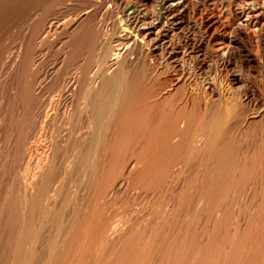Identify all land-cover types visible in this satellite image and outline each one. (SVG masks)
Listing matches in <instances>:
<instances>
[{"label": "rangeland", "instance_id": "374dc122", "mask_svg": "<svg viewBox=\"0 0 264 264\" xmlns=\"http://www.w3.org/2000/svg\"><path fill=\"white\" fill-rule=\"evenodd\" d=\"M172 3L173 0H0V122L3 119L0 129V146L5 139V133L12 130L14 137L18 136V150L21 152L16 149L12 153H15V157L21 158L24 153L23 146L27 144V141L34 142L35 136L41 131H52L42 124L46 119V107L48 109L49 102L58 98L60 94L66 93L64 89L66 90L72 84L77 75H80L82 82L87 83L98 76L97 70L109 67L108 61H111L109 59L112 53L116 48L123 46L121 36L131 31L125 21L126 13L134 12L138 16H145L146 22L153 21L158 27L157 30L160 31L158 40L151 44L146 42L143 46L140 42L137 47H131L127 58L122 59L125 70L121 78L113 80L104 91L107 98L116 96L118 99V103L114 104L117 106L113 109L120 115L119 120L124 137L118 160H115L117 149L113 146L112 131L115 118L117 119L119 115L112 110L113 113L107 116L108 131L103 143L105 144L103 149H107L102 154L107 180L106 186L100 187H105L107 219L116 220L117 228L130 235L121 232L120 238H112L109 241L111 244L109 249L128 255L134 249V244L138 243L139 253L145 260L144 264H178L180 256L174 255L177 253V255H183L187 252L186 264H227V261L228 264H264L260 250L255 248V243L264 236V227L262 229L254 227L257 212L264 201V178L261 181L260 164L258 166L260 174H258L251 169L252 161L248 162L250 159H255L253 152L256 151L257 154L264 143V116L261 117L264 115V0H184V11L188 16L181 20L175 15L177 12L170 13L171 15L167 12L166 8ZM254 8L258 9L257 13ZM86 15L89 17L87 18ZM233 15L236 16L237 21L233 20ZM245 19L253 23L257 20L255 23V28L258 29V31L255 29L257 34L253 31V27L242 26ZM53 20L63 22L64 25L79 21L84 23H80L75 32L59 29L56 32H50L47 37L44 34L40 36L38 30L41 29L40 26H43L40 23ZM154 37L155 35H152V38ZM41 39L46 40L40 42ZM37 44L43 47L35 50ZM8 55L14 57L19 55L22 65L18 68L4 66L2 61ZM33 58L36 59L37 65L35 63L32 66ZM42 72H48L46 81L37 77L42 75ZM207 82L213 83L217 97L205 89ZM77 93H88V89H81ZM74 103L73 106H76V99ZM182 110L194 117V125L206 114L207 120L210 119L208 118L210 115L216 114H224V116L228 114L231 118L226 116L227 120L224 124L226 127H222L224 130L221 131V135H218L211 153L202 151L199 155L188 156L183 160L184 164L172 162L175 156H180L174 154V157L173 155L169 157L172 163L168 164L166 160L162 162L163 165L160 167L163 169L158 167L160 170L155 168L158 170L155 171L152 168L149 170L152 173L142 169V172L140 168L144 162L140 161V158L146 156L149 159L153 156L152 153L146 152L151 136L155 137L162 130H169L172 125L171 117L173 118ZM62 112L57 113L53 130L65 136L63 144L66 147H60L56 165L43 183V197L37 203L33 213L30 212L26 217L28 223L30 221L31 223H29V235L24 242L31 247L32 252L18 257L4 250L6 245L9 246L14 241L13 238L9 239V229L2 223L0 225V264H74L78 256L77 253L75 254V246L73 250H69L66 245L63 250L60 249L62 239L71 235L69 231L75 232L71 224L82 218L87 202L82 197L83 193L90 189L91 194H94L92 200L98 194L99 185L96 182V175L100 166L98 163L101 164V160L96 155V140L88 148L90 153L86 152V149L77 150L79 153L74 151V136L83 129L84 118L77 111L74 118L72 117L66 124ZM247 130L253 133L257 130L259 135L257 132L250 134ZM243 138L245 141L242 140ZM175 139L177 138L171 139V145H176L178 140ZM247 141L249 144L246 143ZM12 153L10 160L15 158ZM73 156L75 158L78 156L74 168ZM246 157L247 162H245ZM14 160L16 161L12 159L10 162L13 163L12 166L10 164L6 166L9 173L19 170L18 168L23 165L22 160L17 158L21 164L17 161L14 163ZM7 170L4 168L0 175L5 172L8 174ZM163 170L166 172L163 173ZM146 171L152 176H149L150 174L146 176V182L144 179L142 180L144 183L141 184V181L137 180L139 177L137 175L140 172V174H147ZM152 177L154 179H150ZM122 181L124 184L120 188L121 192L117 194L118 197L116 196L117 199L110 198L113 196L111 191L116 189L118 187L116 185ZM58 183H60V189L57 210L49 212V209L43 205L46 196L44 193L47 194L52 186ZM41 203L45 209H42ZM180 209H182V216L178 213ZM169 221H173L171 225ZM175 221L177 224L174 223ZM69 228L72 229L69 230ZM152 228L155 231H152ZM139 231H143L144 235H141ZM145 232L148 233L145 234ZM174 239H177V242ZM178 239L181 242L178 243ZM171 240L174 242L172 243ZM187 241H190L189 244H186ZM218 243H223L220 244L221 250L218 248ZM157 246L159 248L161 246L160 251ZM175 246L178 247L176 250ZM225 248H227L226 252L223 250ZM181 249H184V252ZM173 250H175L174 255ZM198 250L203 254L202 260H194V254ZM166 253L167 256H165ZM169 254L172 257H169L171 256ZM175 258H177L176 261H174Z\"/></svg>", "mask_w": 264, "mask_h": 264}, {"label": "bare ground", "instance_id": "6f19581e", "mask_svg": "<svg viewBox=\"0 0 264 264\" xmlns=\"http://www.w3.org/2000/svg\"><path fill=\"white\" fill-rule=\"evenodd\" d=\"M94 1V0H93ZM168 1V0H167ZM68 5V4H67ZM172 5V6H171ZM169 4V6L166 8L167 12L173 13V12H177V17L181 19H185L188 14L186 13V11H184V0H173L172 4ZM98 7V6H97ZM258 7V5H257ZM261 8V7H259ZM253 9V8H252ZM255 9V8H254ZM255 12H258V9H255ZM89 13L88 11L86 12V14ZM148 13V12H147ZM249 13V12H248ZM253 13V12H252ZM84 14V13H83ZM82 14V15H83ZM88 15V14H87ZM86 15V16H87ZM123 15V14H122ZM149 14H147L148 16ZM171 15V14H170ZM153 16V15H152ZM226 16V15H225ZM234 16V15H233ZM232 16V17H233ZM252 16V14H251ZM258 16V15H257ZM262 16V15H261ZM89 16H87L88 18ZM127 24L130 32L129 33H125L123 36H121V40L123 42H121L120 44L123 45L122 47L116 48L114 50V53H112V57L109 59L111 61L109 64V67L106 66V68H100V71H96V73L98 74V76H96L94 79H92V81H88L87 83L82 82L80 75H77V77L74 78V81H72L69 85L68 88H66V90L64 89V91L66 93H62L60 94V96L52 101L49 102L48 104V109L46 107V119L43 120L42 124L44 126H48V128L52 129L49 131H41L39 132V134L37 136H35V140L34 142H28L27 144H25L23 146L24 149V153L22 155V159L19 157H15L16 155H14L15 153H12L14 151H16V149H19V142L17 137H14L13 131L11 130L8 133H5V139L3 141V143L0 146V173L1 171L5 168L6 166L8 167L9 164L12 166V164L10 162H12V159H16V161L18 162L17 158L22 160V167L18 168L19 170L15 171L12 173H9L7 170V173L5 172V174L0 175V225L2 224L4 227H8V234H9V239L13 238V244L7 246L4 248V250L12 252L15 256L21 257V256H26L27 254H29L30 252H32L31 247H28V245H26V243L24 242V239L27 238V236L29 235V231H30V226L29 223H31V221L28 223V221L26 220L27 215L31 212V214L33 213V211L36 209V205H38L37 203L41 201L42 197H43V193H42V186L43 183L45 182L46 178L49 176V174L51 173L52 169L55 167L56 165V160H57V155H58V151L60 149V147L62 148L63 146H65L63 143L65 142V136L63 137V135H61L58 132H55L54 129V123L56 120V116L57 113L59 114L60 111H63V115L66 119V124L70 122V120L72 119V117L75 114V112L77 113V111H79L82 115V117L84 118V127L83 129H81V131H78V134H76V136H74V146H75V150L77 153H79L77 150H82V149H86L88 153H90V149L88 151V148H90L92 142L96 140V148H97V154L100 157V163H98L99 166V171L96 175L97 178V183L99 185V189H98V194L95 197L94 200H92V195L91 194V190L87 189V192H84L82 197L86 202V206H85V210L82 213V218L78 221V222H73L71 225L73 226V230L75 228V232L73 234V232L69 231V233L71 234L69 237H66L65 239H62V247L60 248L61 250H63L65 248L64 245L68 246L69 250H73V246H75V254L77 253V257L75 259V261L73 262L74 264H112L118 262V264H144V259L142 258L141 253H139V245L138 243L135 245L134 244V249L130 250V254L128 255H122L119 254L115 249L112 251L109 249V241H111V239L113 238H120V234H122L121 232H123L121 229H118L117 226L115 225V221L111 220L109 221L106 217V213L107 212V202L105 199V187L102 188L103 186H106V172H104V159H103V153L105 152V150L107 149H103L104 145L103 143L105 142V137H106V133L108 131L107 129V120H108V115L110 113H113L112 110L115 112V109H113L115 106V103H118V99L117 97H106L104 91L106 89V87H108V85L113 81L116 80L118 78H121V74L123 73L124 69V61H122V59L127 58V56L129 55V51L131 50V47H137L140 42L142 43L141 46H143L144 43H149L151 44L153 41H155L157 39V37L159 36V30H157V26L156 24L152 21V22H146V17L145 16H138L136 14H134V12H130V13H126L125 14ZM155 17V16H154ZM174 17V16H173ZM260 17V15H259ZM176 18V17H175ZM250 18V17H249ZM44 19V18H43ZM42 19V20H43ZM77 19V18H76ZM84 19H86L84 17ZM91 19V18H90ZM151 19V17H150ZM233 19V18H232ZM50 20V19H49ZM88 20V19H87ZM160 20V19H159ZM157 20V21H159ZM236 20V16H234V19ZM240 20V19H239ZM33 21V20H32ZM47 21V20H46ZM59 21V20H58ZM77 21V20H76ZM183 21V20H182ZM237 21V20H236ZM36 22V21H35ZM75 22V20H74ZM87 22V21H86ZM255 23L257 22L254 21ZM80 21L77 23H69V24H65L62 22H44V23H40L43 26H40L41 29L38 30V34L41 36L44 34L45 37H47V35L50 32H56V30H63L66 29L69 31H76L80 25ZM84 23V22H83ZM81 23V24H83ZM159 23V22H158ZM255 23H253L250 20H246L244 21V24L242 25L243 27L246 28H250L253 27L255 31ZM90 24V23H89ZM86 25V24H85ZM24 26V25H23ZM241 26V27H242ZM263 26V24H262ZM242 27V28H243ZM246 28H244L246 30ZM261 28V27H260ZM259 28V29H260ZM161 29V28H160ZM263 29V27H262ZM104 30V29H103ZM128 30V29H127ZM258 31V29H256ZM248 31V30H247ZM257 31H255L257 34ZM58 32V31H57ZM67 33V32H66ZM71 33V32H70ZM134 33V34H133ZM262 33V32H261ZM37 34V35H38ZM53 34V33H52ZM61 34V31H60ZM74 34V33H73ZM72 34V35H73ZM152 35H155L154 38H152ZM50 37V36H49ZM55 38V37H54ZM159 38V37H158ZM32 39V38H31ZM35 39V38H34ZM44 40L46 39H41L40 42H44ZM158 40V39H157ZM156 40V41H157ZM15 42V41H14ZM42 45L44 43H41ZM119 44V45H120ZM38 46H36L35 50L39 49L40 47L43 46H39V44H37ZM118 45V44H117ZM153 45V44H152ZM145 47V46H144ZM31 48V47H30ZM153 48V47H152ZM157 48V47H156ZM4 49V48H3ZM102 50V49H101ZM103 51V50H102ZM143 51V50H142ZM219 51V50H217ZM216 52V51H215ZM32 53V52H31ZM63 53V52H62ZM106 53V52H105ZM218 53V52H216ZM26 54V53H25ZM35 54V53H34ZM102 54V53H101ZM22 55V54H21ZM30 55V54H29ZM109 55V54H108ZM163 55V54H162ZM23 57V56H22ZM21 57V58H22ZM130 58V57H129ZM20 57L19 55L14 57L13 55H8V57H5V60L2 61L4 66H8L10 68H18L21 61L19 60ZM34 59V60H33ZM32 59V66L35 65L36 63V59L33 58ZM64 60V59H63ZM98 60V59H97ZM24 61V60H23ZM126 61V59H125ZM30 63V64H31ZM103 63V61L101 62ZM37 65V63H36ZM39 65V64H38ZM55 65V64H54ZM31 66V65H30ZM1 67V66H0ZM100 67V66H99ZM92 68V67H91ZM1 69V68H0ZM36 69V68H35ZM6 71H8L7 69H5ZM12 70V69H11ZM25 70V69H24ZM21 71V70H20ZM11 72V71H9ZM8 72V74H9ZM6 73V72H5ZM43 73V72H42ZM57 74V73H56ZM7 75V73H6ZM5 75V76H6ZM12 75V74H11ZM39 77V79L41 80H45L48 77V72H44L42 75L37 76ZM72 77V76H71ZM29 78V77H28ZM36 79V78H35ZM50 79V78H49ZM71 80V79H70ZM8 81V80H7ZM38 81V80H37ZM44 81V82H45ZM191 81V80H190ZM148 82V81H147ZM46 83V82H45ZM44 83V84H45ZM53 83V82H52ZM59 83V82H58ZM68 83V82H67ZM61 84V83H60ZM178 84V81H177ZM215 84V83H214ZM65 85V84H64ZM67 85V84H66ZM65 85V86H66ZM176 85V84H175ZM174 85V86H175ZM181 85V84H180ZM183 85V84H182ZM181 85V86H182ZM207 86L205 87V89H208L210 91V93H213L214 96L217 97V92L214 90L213 87V83L212 82H207L206 84ZM63 86V87H65ZM45 87V86H44ZM60 87V86H59ZM48 88V87H47ZM90 88V89H89ZM180 88V87H179ZM36 89V88H35ZM63 89V88H62ZM81 89H88V93H77L79 92ZM174 89V88H173ZM176 89L178 90V88L176 87ZM78 90V91H77ZM109 90V89H108ZM170 90V89H169ZM172 90V89H171ZM77 91V92H76ZM69 92V93H68ZM72 92V93H71ZM115 92V91H114ZM155 92V91H154ZM169 92V91H168ZM171 92V91H170ZM169 92V93H170ZM175 92V91H174ZM186 92V91H185ZM192 92V91H191ZM200 92V91H199ZM173 93V92H172ZM193 93V92H192ZM119 94V93H117ZM168 94V93H167ZM178 94V93H176ZM55 95V94H54ZM116 95V94H115ZM43 96V95H42ZM193 96V94H192ZM196 96V95H195ZM198 96V95H197ZM204 96V95H203ZM222 96V95H221ZM30 97V96H29ZM53 97V96H52ZM158 97V96H157ZM54 98V97H53ZM110 98V99H109ZM143 98V97H142ZM141 98V99H142ZM145 98V97H144ZM198 98V97H197ZM204 98V97H203ZM209 98V97H208ZM220 98V97H218ZM19 99V98H18ZM75 99L77 102L76 106H73L75 103ZM176 99V98H175ZM187 99V98H186ZM29 100V99H28ZM44 100V99H43ZM183 100V99H182ZM4 101V100H3ZM7 101V100H6ZM10 101V100H9ZM36 101V100H35ZM42 101V98H41ZM181 101V100H180ZM220 101V100H219ZM1 102V101H0ZM46 103V101H44ZM140 102V101H138ZM178 102V101H177ZM182 102V101H181ZM180 102V103H181ZM193 102V101H192ZM37 103V102H36ZM44 103V104H45ZM74 103V104H73ZM183 103V102H182ZM185 103V102H184ZM195 103V101H194ZM179 104V103H178ZM193 104V103H192ZM208 104V103H206ZM32 105V104H31ZM40 105V104H39ZM196 105V104H195ZM3 106V105H2ZM13 106V105H12ZM41 106V105H40ZM73 106V108H72ZM119 106V105H118ZM141 106V105H140ZM182 106V104H181ZM197 106V105H196ZM207 106V105H206ZM210 106V105H209ZM223 106V105H222ZM116 108V107H115ZM198 108V107H197ZM42 109V107L40 108ZM179 109V108H178ZM210 109V108H208ZM35 110V109H34ZM192 110V109H191ZM212 110V109H211ZM1 111V110H0ZM17 111V110H16ZM52 111V112H51ZM157 111V110H156ZM6 112V111H5ZM51 112V113H50ZM130 112V111H129ZM192 112V111H191ZM198 112V111H197ZM230 112V111H229ZM15 113V111H14ZM41 113V112H40ZM39 113V114H40ZM117 113V112H115ZM132 113V112H131ZM207 113V112H206ZM215 113V112H214ZM17 114V113H16ZM118 114V113H117ZM129 114V113H128ZM171 114V113H170ZM232 114L233 111H232ZM231 114V115H232ZM42 115V113H41ZM45 116V114H43ZM119 115V114H118ZM193 115V114H192ZM198 115V114H196ZM207 115V114H206ZM206 115L202 116V120L201 118H199L201 120H199L198 123H196V125H194V117L191 116V114H189V112H186L184 110H182L181 112L177 113L175 116H173V118L171 117L172 120V125L171 128H169V130L167 131H161L159 134L154 136H151V141L150 144H147L149 146V148H146V152L147 153H152L153 154V158L150 157L149 159L145 157L140 158V161L142 160L144 163L142 164V168H140V170H151L152 168H162L160 167L162 164V162H166L169 164V162H171V159L169 157H171V155L177 154L180 155L179 157H174V160L172 162L175 161V163H182L184 164L185 158H187L188 156H191L193 154L199 155L200 152H207V153H211L213 150V146L216 143V139L218 137V135H221V131L224 130L222 129L223 126H225V122L227 120V115L228 114H224L223 115H213V116H209L208 118L210 119H206ZM32 116V115H31ZM229 116V115H228ZM264 115H262L261 117H263ZM118 118H115V123H114V127H113V131H112V139L114 142L113 146H116L115 149H117L116 151V157L115 160L119 157L118 154L120 153V148H121V144H122V140L124 137V133H123V127L121 125L120 122V115L117 116ZM128 117V115H127ZM166 117V116H165ZM230 117V116H229ZM228 117V118H229ZM255 117V116H253ZM259 117V115L257 116ZM8 118V117H7ZM19 118V117H18ZM74 118V117H73ZM107 118V119H106ZM231 118V117H230ZM229 118V120H230ZM22 119V118H21ZM37 119V118H36ZM78 119V118H77ZM197 119V118H196ZM260 119V118H259ZM258 119V120H259ZM264 119V118H263ZM12 120V119H11ZM63 120V119H61ZM114 120V119H113ZM228 120V121H229ZM34 121V120H33ZM74 121V120H73ZM264 121V120H263ZM57 122V121H56ZM79 122V120H78ZM244 122V121H243ZM23 123V122H22ZM29 123V122H28ZM261 123V121H260ZM7 124V123H6ZM181 124V125H179ZM197 124H201L200 126ZM251 124V123H250ZM3 125V119L2 122H0V129L2 128L1 126ZM170 125V124H169ZM8 126V125H5ZM124 126V125H123ZM12 127V126H11ZM15 127V126H14ZM20 127V126H19ZM226 127V126H225ZM167 128V127H166ZM224 128V127H223ZM255 128V127H254ZM15 129V128H14ZM17 129V128H16ZM56 129V128H55ZM158 129V128H157ZM253 129V128H252ZM43 130V129H42ZM60 130V129H59ZM15 131V130H14ZM248 131V130H247ZM262 131V130H261ZM75 132V131H74ZM250 134H255V132H257V130L253 133L248 131ZM3 133V132H2ZM158 133V132H157ZM225 133V132H224ZM229 133V132H228ZM264 133V132H263ZM262 132L260 133L261 135L263 134ZM74 134V135H75ZM249 134V137H250ZM258 134V132H257ZM17 135V134H16ZM225 135V134H224ZM259 135V134H258ZM226 136V135H225ZM174 137H176L177 139H175L176 141L178 140V142L176 143V145H171V139ZM221 137V136H220ZM256 138V137H255ZM34 139V138H32ZM249 139V138H247ZM262 139V137H261ZM30 140V139H29ZM174 140V141H175ZM244 140V138L242 139ZM250 140V139H249ZM248 140V141H249ZM175 141V142H176ZM245 141V140H244ZM248 141L246 143H248ZM251 141V140H250ZM257 141V140H256ZM262 141V140H261ZM261 141H257V142H261ZM263 143V142H262ZM239 144V143H238ZM244 144V143H243ZM249 144V143H248ZM247 144V145H248ZM257 144V143H256ZM217 145V144H216ZM246 145V144H245ZM244 145V146H245ZM143 146V145H142ZM254 146V145H253ZM66 147V146H65ZM215 147V146H214ZM247 147V146H246ZM249 147V145H248ZM257 147H255L256 149ZM228 149V148H227ZM249 149V148H248ZM254 149V150H255ZM61 150V149H60ZM20 152V150H18ZM114 151V152H115ZM251 151V149H250ZM253 151V150H252ZM248 152V151H246ZM11 153L14 155L15 158H12L10 160V156ZM21 153V152H20ZM75 153V152H74ZM144 153V152H142ZM249 154V153H248ZM253 154H255V159H250L249 161H252L250 163H252L251 165V169L253 172L258 173V166L260 164V166L262 167L260 169V173L262 170V178L261 181L264 178V143L262 144V148H260V150L253 152ZM75 156L77 155L76 153L74 154ZM156 155V156H154ZM247 155V153H246ZM18 156V153H17ZM69 156V155H68ZM75 156H73L75 158ZM80 156V155H79ZM87 156V155H86ZM97 156V157H98ZM105 156V155H104ZM248 156V155H247ZM250 156V155H249ZM73 159V168L76 165L75 161L76 159H78L77 157ZM88 157V156H87ZM225 157V156H224ZM223 157V158H224ZM139 158V157H138ZM196 158V157H195ZM198 158V156H197ZM244 158V157H243ZM249 158V157H248ZM251 158V157H250ZM71 159V160H72ZM103 159V160H102ZM170 159V161H169ZM19 160V161H20ZM83 160V159H82ZM118 160V159H117ZM166 160V161H165ZM14 160V163L16 162ZM138 161V160H136ZM148 161V162H147ZM197 161V160H196ZM117 162V161H116ZM146 162V163H145ZM171 162V163H172ZM186 162V161H185ZM245 162H247V157ZM19 163V162H18ZM19 163V164H21ZM141 163V162H139ZM165 163V164H166ZM174 164V163H173ZM188 164V163H187ZM239 164V163H238ZM86 165V164H85ZM135 165V164H134ZM186 165V164H185ZM10 166V168H11ZM19 166V165H18ZM17 166V167H18ZM168 166V165H166ZM165 166V167H166ZM173 166V165H172ZM71 167V166H70ZM98 167V166H97ZM133 168V166H131ZM140 167V166H139ZM226 167V166H225ZM245 167V166H244ZM250 167V166H249ZM82 168V167H81ZM131 168V169H132ZM158 168V169H159ZM184 168V167H183ZM12 169V168H11ZM163 169V168H162ZM139 170V168H138ZM142 170V172H143ZM160 170V169H159ZM166 170V169H164ZM163 170V173H165ZM93 171V170H92ZM146 171V172H147ZM155 171H158L157 169ZM4 172V171H3ZM150 173H152L151 171H149ZM242 172V171H241ZM252 172V173H253ZM130 173V172H129ZM138 173V172H137ZM141 173V172H140ZM139 173V174H140ZM147 172V174L142 173V174H138V181H141L140 183L142 184V182L144 183V180L146 178V176L148 177V175L150 174ZM157 172H155L156 174ZM251 173V174H252ZM258 173V174H260ZM136 174V173H135ZM250 174V175H251ZM159 175V174H158ZM164 175V174H163ZM246 175V173H245ZM257 175V174H256ZM137 176L135 178H137ZM149 176H152L151 174ZM167 176V175H166ZM255 176V175H253ZM156 177V176H155ZM248 177V176H247ZM107 178V177H106ZM161 178V177H160ZM163 178V177H162ZM150 179H154V177L150 178ZM149 179V180H150ZM157 179V178H156ZM242 179V178H241ZM125 180V179H124ZM123 180V181H124ZM159 180V179H158ZM250 180V179H249ZM82 181V180H80ZM118 181V180H117ZM118 183L116 186H118L116 189H113L111 192V194L113 195L110 198H115L117 196V194L120 191V188L122 187V185L124 184V182ZM153 181V180H152ZM152 181H149L150 183H152ZM146 182V179H145ZM50 183V182H49ZM83 183V182H82ZM138 183V182H137ZM139 183V184H140ZM154 183V181H153ZM238 183V182H237ZM60 183L55 184L54 186H52V188L47 192V194L44 193V206L45 208L49 209V212L55 211V209L58 206V195H59V189H60ZM116 184V182H115ZM114 184V185H115ZM47 185V184H46ZM103 185V186H102ZM145 185V184H143ZM157 185V184H156ZM160 185V183H159ZM167 185V184H166ZM255 185V184H254ZM102 186V187H100ZM183 186V185H182ZM237 186V185H236ZM143 187V186H141ZM148 187V186H147ZM153 187V186H152ZM50 188V187H49ZM228 188V187H227ZM92 189V188H91ZM108 189V188H107ZM80 190V189H79ZM193 190V188H192ZM86 191V190H85ZM109 191V190H108ZM150 191V190H149ZM187 191V190H186ZM198 191V190H197ZM225 191V189H224ZM121 192V191H120ZM157 192V191H156ZM219 192V191H218ZM222 192V191H221ZM226 192V191H225ZM256 192V191H255ZM94 193V192H93ZM148 193V192H147ZM177 193V192H176ZM183 193V192H182ZM200 193V192H199ZM228 193V192H227ZM232 193V192H231ZM154 194V193H153ZM160 194V193H159ZM96 195V194H95ZM164 195V193H163ZM254 195V193H253ZM198 196V195H197ZM216 196V195H215ZM225 196V195H224ZM118 197V196H117ZM116 197V199H117ZM156 197V196H155ZM190 197V196H189ZM222 197V196H221ZM132 198V197H131ZM161 198V196H160ZM163 198V197H162ZM218 198V196H217ZM179 199V198H178ZM177 199V200H178ZM227 199V198H226ZM81 200V199H80ZM92 200V202H91ZM193 200V199H192ZM43 201V200H42ZM216 201V200H215ZM164 202V201H163ZM226 202V201H225ZM255 202V201H254ZM253 202V203H254ZM83 203V202H82ZM62 204V203H61ZM184 204V203H183ZM259 204V203H258ZM262 204L259 211L257 212V216L255 218V222H254V227L255 228H263L264 227V201H262ZM42 205V203H41ZM42 205V206H43ZM75 205V204H74ZM169 205V204H168ZM182 205V204H181ZM208 205V204H207ZM224 205V204H223ZM41 206V208H42ZM43 206L42 209H45ZM83 206V207H84ZM163 206V205H162ZM229 206V205H228ZM61 207V206H60ZM221 207V205H220ZM182 208V207H180ZM185 208V207H184ZM216 208V207H215ZM174 209V208H171ZM210 209V208H209ZM57 210V209H56ZM62 210V209H61ZM158 210V209H157ZM180 209L178 213H181ZM46 211V210H45ZM44 211V212H45ZM146 211V210H145ZM178 211V210H177ZM222 211V210H220ZM43 212V211H42ZM109 212V211H108ZM184 212V211H183ZM81 213V212H80ZM152 213V212H151ZM174 213V212H173ZM172 213V214H173ZM178 213H176L178 215ZM30 214V215H31ZM44 214V213H43ZM136 214V213H135ZM165 214V213H164ZM185 214V212H184ZM180 215V214H179ZM183 214L181 213V216ZM221 215V214H220ZM218 215V217L220 216ZM228 215V214H227ZM244 215V214H243ZM155 216V215H154ZM33 216L31 215V218ZM38 217V216H37ZM74 217V216H73ZM152 217V216H151ZM189 217V216H188ZM244 217V216H243ZM29 218V217H28ZM39 218V217H38ZM112 218V217H111ZM168 218V217H167ZM173 218V217H172ZM187 218V217H186ZM249 218V217H248ZM79 219V218H78ZM164 219V218H163ZM170 219V218H169ZM180 219V218H179ZM204 219V218H203ZM238 219V218H237ZM155 220V219H154ZM161 220V219H160ZM219 220V219H217ZM247 220V219H246ZM34 221V220H33ZM77 221V220H76ZM159 221V220H158ZM157 221V222H158ZM163 221V220H162ZM177 221V219H176ZM174 222L177 224V222ZM188 221V220H187ZM235 221V220H234ZM71 222V221H70ZM129 222V221H128ZM153 222V220H152ZM165 222V221H164ZM171 222L170 225L172 224L173 221H169ZM184 222V221H183ZM217 222V221H216ZM222 222V220L220 221ZM247 222V221H246ZM245 222V223H246ZM155 223V222H154ZM153 223V225H154ZM134 224V223H133ZM158 224V223H157ZM124 225V224H123ZM151 225V224H150ZM160 225V224H159ZM169 225V226H170ZM245 225V224H244ZM249 225V224H248ZM139 226V224H138ZM152 226V225H151ZM155 226V225H154ZM163 226V222L161 227ZM181 226V225H179ZM251 226V225H250ZM52 227V226H51ZM158 227V226H157ZM213 227V226H212ZM34 228V227H33ZM62 228V227H61ZM66 228V227H64ZM124 228V227H123ZM122 228V229H123ZM148 228V226H147ZM151 228V227H150ZM182 228V227H181ZM36 229V228H35ZM68 229V228H67ZM72 228H69V230H71ZM160 229V228H159ZM159 229H157L159 231ZM201 229V228H200ZM214 229V228H213ZM249 230V228H247ZM33 230V229H32ZM50 230V229H49ZM124 230V229H123ZM131 230V229H130ZM138 230V228H137ZM141 230V229H139ZM148 230V229H146ZM151 230V229H150ZM154 229L152 228V231ZM166 230V229H165ZM168 230V229H167ZM166 230V231H167ZM172 230V229H171ZM220 230V229H219ZM243 230H245V227H243ZM1 231V230H0ZM36 231V230H35ZM144 231V229H143ZM142 231V232H143ZM151 231V232H152ZM155 231V230H154ZM161 231V230H160ZM181 231V229L179 230ZM200 231V230H199ZM231 231V230H230ZM51 232V231H50ZM68 232V230H67ZM138 232V231H137ZM140 232V231H139ZM142 232H140L141 235ZM149 232V234L151 233ZM212 232V231H211ZM248 232V231H247ZM1 233V232H0ZM68 233V234H69ZM126 233V232H123ZM148 232H145V234ZM158 233V232H157ZM160 233V232H159ZM163 233V232H162ZM165 233V231H164ZM185 233V232H184ZM236 233V232H235ZM133 234V233H132ZM153 234V233H151ZM161 234V233H160ZM248 234V233H247ZM2 235V234H1ZM34 234L32 233V236ZM37 235V234H36ZM67 235V234H66ZM126 235H129L126 233ZM137 235V234H136ZM139 235V234H138ZM157 235V234H156ZM163 235V234H161ZM181 235V234H179ZM178 235V236H179ZM187 235V234H186ZM213 234H211L212 236ZM234 234H232L233 236ZM236 235V234H235ZM3 236V235H2ZM125 236V235H124ZM130 236V235H129ZM159 236V235H158ZM165 236V235H164ZM168 236V235H167ZM173 236V235H172ZM177 236V238H178ZM203 236V235H202ZM35 237V235H34ZM57 237V236H56ZM135 237V236H134ZM141 237V236H140ZM143 237V236H142ZM141 237V238H142ZM157 237V236H156ZM182 236H180L181 238ZM226 237V236H225ZM31 238V237H30ZM58 238V237H57ZM55 238V239H57ZM174 238V237H173ZM216 238V237H215ZM244 238V237H243ZM125 239V238H124ZM183 239V238H182ZM5 240V239H4ZM12 240V239H11ZM123 240V239H122ZM142 240V239H141ZM144 240V239H143ZM154 240V239H153ZM156 240V238H155ZM175 240V239H174ZM190 240V239H189ZM229 240V239H228ZM74 241H76L74 243ZM148 241V239H147ZM169 241V239H168ZM172 241V240H171ZM179 239H178V243H179ZM193 241V240H190ZM189 241V242H190ZM212 241V240H211ZM220 241V240H219ZM231 241V240H230ZM55 242V241H54ZM60 242V241H59ZM130 242V241H129ZM144 242V241H143ZM153 242V241H152ZM156 242V241H155ZM154 242V243H155ZM163 242V241H162ZM174 241H172L173 243ZM175 242H177V239L175 240ZM181 242V241H180ZM188 242V241H187ZM186 243V244H189ZM222 242V241H221ZM232 242V241H231ZM258 242V241H257ZM141 243V242H140ZM139 243V244H140ZM149 243V242H148ZM151 243V242H150ZM153 243V244H154ZM159 243V242H158ZM157 243V244H158ZM184 243V242H183ZM245 243V242H244ZM156 244V243H155ZM182 244V243H181ZM180 244V245H181ZM195 244V243H194ZM216 244V243H215ZM219 246V250L220 247H222L220 244L223 243H218ZM226 244V243H225ZM246 244V243H245ZM251 244V243H250ZM111 245V244H110ZM143 245V244H142ZM152 245V244H150ZM166 245V242H165ZM174 245V244H173ZM177 245V244H176ZM196 245V244H195ZM155 246V245H154ZM168 246V245H167ZM179 246V244L177 245ZM251 247L253 246L252 244L250 245ZM159 251L161 249V246L159 248V246H157ZM228 247V246H227ZM2 248V247H1ZM58 248V247H57ZM128 248V247H127ZM142 249V247H140ZM148 245H147V249H148ZM154 248V247H153ZM173 248V247H172ZM176 248L178 247H174V249L176 250ZM212 248V247H211ZM215 248V246H214ZM255 248L260 250V256L264 258V236L261 237L260 241L258 243H255ZM130 249V248H129ZM155 249V248H154ZM180 249V248H179ZM186 249V248H185ZM191 249V248H190ZM2 250V249H1ZM146 250V249H144ZM152 250V249H151ZM175 250H173V255L175 254ZM184 250V249H183ZM181 249V251H183ZM211 250V249H210ZM224 251L227 250V248L223 249ZM252 250V248H251ZM142 251V250H141ZM153 251V250H152ZM189 251V250H188ZM250 251V250H249ZM150 252V250H149ZM154 252V251H153ZM158 252V250H157ZM163 252V250H162ZM180 252V251H179ZM184 252V251H183ZM182 252V254H183ZM226 252V251H225ZM245 252V251H244ZM8 253V252H7ZM128 253V252H127ZM151 253V252H150ZM159 253V252H158ZM164 253V252H163ZM172 253V252H171ZM181 253V252H180ZM188 253V252H187ZM174 255V256H180L178 257V264H186V259H185V255ZM74 254V253H73ZM152 254V253H151ZM211 254V253H209ZM220 254V253H219ZM222 254V252H221ZM13 255V256H14ZM171 255V254H169ZM168 255V256H169ZM203 254H201V251L198 250L197 253L194 254V260L195 259H199L202 260V256ZM206 254H204L205 256ZM223 255V254H222ZM226 255V254H225ZM76 256V255H75ZM167 256V253L166 255ZM209 256V255H208ZM229 256V255H228ZM259 256V257H260ZM146 257V256H145ZM160 257V256H159ZM169 257H172L169 256ZM210 257V256H209ZM212 257V256H211ZM219 257V256H218ZM150 258V257H149ZM152 258V257H151ZM163 258V256H162ZM161 258V260H162ZM57 259V258H56ZM61 259V258H60ZM160 259V258H159ZM173 259V258H171ZM168 260V257H167ZM177 258H175L174 261H176ZM153 261V260H152ZM211 261V260H210ZM260 261V260H259ZM27 262V261H26ZM213 262V260H212ZM30 263V262H29ZM150 263V262H149ZM166 263V261H165ZM176 263V262H175ZM193 263V261H192ZM261 263V262H260ZM174 264V263H173ZM195 264V263H194ZM212 264V263H210ZM225 264V263H224ZM228 264V261H227Z\"/></svg>", "mask_w": 264, "mask_h": 264}]
</instances>
